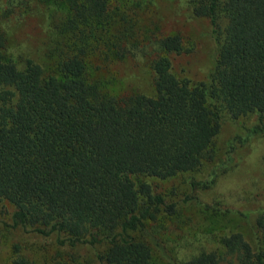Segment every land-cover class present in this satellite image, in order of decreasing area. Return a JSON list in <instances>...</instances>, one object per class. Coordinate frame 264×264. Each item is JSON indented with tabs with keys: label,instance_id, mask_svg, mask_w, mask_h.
<instances>
[{
	"label": "trees",
	"instance_id": "obj_1",
	"mask_svg": "<svg viewBox=\"0 0 264 264\" xmlns=\"http://www.w3.org/2000/svg\"><path fill=\"white\" fill-rule=\"evenodd\" d=\"M44 1L63 11L49 69L28 57L17 65L0 51V199L13 207L11 227L62 247H96L98 264H154L153 251L176 264L157 231L173 203L145 177L192 174L210 161L206 177L187 178L209 187L235 163L237 147L264 135V0H188L209 22L211 66L199 81L177 76L169 54L187 51L181 35L157 33L149 94L109 92L92 74L94 59H124L138 45L117 0ZM250 114L253 122L215 160L221 123ZM237 212L252 218L254 243L229 230L216 245L189 250L185 264H264V206ZM6 264L41 262L14 245Z\"/></svg>",
	"mask_w": 264,
	"mask_h": 264
},
{
	"label": "rangeland",
	"instance_id": "obj_2",
	"mask_svg": "<svg viewBox=\"0 0 264 264\" xmlns=\"http://www.w3.org/2000/svg\"><path fill=\"white\" fill-rule=\"evenodd\" d=\"M117 1L119 10L124 11L136 27L138 45L124 59H94L98 68L92 70V74L107 82L109 92L151 93L148 59L158 52L151 45L157 33L178 32L181 35L187 51L169 54L172 71L177 76H186L192 82L204 79L212 63L214 42L209 35L207 18L194 16L188 0ZM62 16V7L51 1L0 0V32L5 39L0 51L17 65L28 57L41 63L45 70L49 69L47 51L54 45L55 26ZM253 120L250 114L234 122L224 120L221 123L212 144L215 160L223 157L225 140L236 133L239 126L249 125ZM234 155L235 163L220 173L209 187H191L187 178L190 175L195 179L206 177L213 163L210 161L192 174L182 173L164 180L145 177L166 203H173V212L162 209L159 213L157 231L176 264H185L186 253L199 245H216L217 236L229 230L242 232L251 244L254 243L252 218L246 219L237 210L264 206V171L261 167L264 135L252 137L237 147ZM215 202L218 208L214 206ZM12 209L9 202L0 199V264H6L14 245L20 247L24 256L33 257L41 264H98L96 247L87 244L62 247L51 237L41 238L19 227H11ZM150 225L154 223L151 221ZM208 239L213 241L208 242ZM153 263L170 264L155 251Z\"/></svg>",
	"mask_w": 264,
	"mask_h": 264
}]
</instances>
